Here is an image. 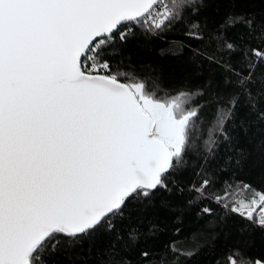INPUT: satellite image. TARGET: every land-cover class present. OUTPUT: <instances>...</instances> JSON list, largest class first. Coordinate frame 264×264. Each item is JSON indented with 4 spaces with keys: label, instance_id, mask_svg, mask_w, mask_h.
Returning <instances> with one entry per match:
<instances>
[{
    "label": "snow or ice",
    "instance_id": "1",
    "mask_svg": "<svg viewBox=\"0 0 264 264\" xmlns=\"http://www.w3.org/2000/svg\"><path fill=\"white\" fill-rule=\"evenodd\" d=\"M0 264H264V0H0Z\"/></svg>",
    "mask_w": 264,
    "mask_h": 264
}]
</instances>
